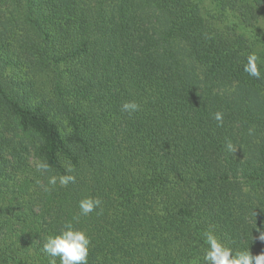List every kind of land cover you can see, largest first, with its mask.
Segmentation results:
<instances>
[{"label":"trees","instance_id":"trees-1","mask_svg":"<svg viewBox=\"0 0 264 264\" xmlns=\"http://www.w3.org/2000/svg\"><path fill=\"white\" fill-rule=\"evenodd\" d=\"M66 222L88 264H205L210 228L264 251V0H0V264H49Z\"/></svg>","mask_w":264,"mask_h":264},{"label":"clouds","instance_id":"clouds-1","mask_svg":"<svg viewBox=\"0 0 264 264\" xmlns=\"http://www.w3.org/2000/svg\"><path fill=\"white\" fill-rule=\"evenodd\" d=\"M247 63L244 66V72L249 76L261 79L262 74L258 66L260 57L256 53H249L246 57ZM141 105L136 101H125L121 104L122 112L132 114L138 112ZM212 118L218 126L223 125V113L216 111ZM229 152H235L236 148L229 141L226 144ZM35 168L40 173L49 172L50 165L46 161L36 162ZM75 168L71 162L65 164V173L59 176L50 175L47 178V185H43L45 192L52 191L57 183L61 187H67L70 183H76V176L73 174ZM102 201L98 197L86 196L79 200L78 206L80 214L87 216L93 211L101 210ZM207 247L204 250L203 260L205 264H264V251L257 255L247 251L233 252L231 248L220 241L213 229H208L203 233ZM259 239L264 241V232H259ZM91 239L83 229L73 226L72 222H66L58 234L45 237L42 249L47 254L49 264H57L59 258L60 264H88V253Z\"/></svg>","mask_w":264,"mask_h":264},{"label":"rangeland","instance_id":"rangeland-1","mask_svg":"<svg viewBox=\"0 0 264 264\" xmlns=\"http://www.w3.org/2000/svg\"><path fill=\"white\" fill-rule=\"evenodd\" d=\"M16 139H19V140H21L22 141V143L24 144V146H25V156H27L30 152H31V150H30V148H31V139L28 137V136H22V137H20V138H15V140Z\"/></svg>","mask_w":264,"mask_h":264}]
</instances>
